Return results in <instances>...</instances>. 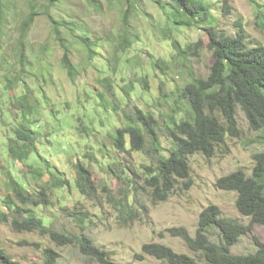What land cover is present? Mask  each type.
Returning <instances> with one entry per match:
<instances>
[{
  "label": "rangeland",
  "instance_id": "1",
  "mask_svg": "<svg viewBox=\"0 0 264 264\" xmlns=\"http://www.w3.org/2000/svg\"><path fill=\"white\" fill-rule=\"evenodd\" d=\"M2 1L8 8L7 19L0 23V213L5 211L7 219L0 214V247L19 264H47V248L58 252L53 264H101L82 253L77 244L61 246L38 230L17 231L13 210L1 203L14 177L28 190L46 191L48 204L33 207L37 216L60 232H85L116 264H168L143 253V245L149 242L165 244L208 264L182 238L171 235L169 228L185 226L195 235L199 215L210 204L218 205L225 217L250 223V217L237 209V191L219 188L217 179L239 168L252 175L254 154L264 151V127L253 129L238 106L241 135L226 136L211 157L202 152L189 155L190 177L177 178L166 200L156 198L146 183L148 166H156L159 155L150 147L149 136L146 149L140 150L131 148L129 133L125 149L115 141L118 129L126 126L136 124L146 133L132 119L141 109L157 119L160 150L169 154L174 145L169 135L172 120L189 117L180 88L188 72L207 76L214 62L206 30L198 25L176 27L152 0H138L135 6L131 0ZM206 1L217 29L234 35L243 29L249 45L264 44V28L257 18L264 0H227L229 12L224 0ZM129 6L130 29L137 39L122 49L123 14ZM32 8L35 20L21 45L22 22ZM71 22L86 26L94 40L91 57L84 44L77 42L73 48L75 80L62 65L64 51L55 32L58 27L62 36L69 37ZM174 38L182 47L202 42L198 49L195 46V55L183 60L172 45ZM158 59L165 60L169 69L156 66ZM25 98L34 109L22 124L34 130L38 139L32 151L27 143H19V150L28 154L19 158L10 145L16 144L14 128L23 118L19 100ZM78 163L90 170L95 192L84 194L75 184ZM35 167L44 170L43 177L33 171ZM56 179L70 183L62 185ZM124 200L127 213L136 214L135 218H123L127 214L121 206ZM252 231L232 246L233 253L255 252L253 234L264 242V224L254 223ZM206 232L212 241H222L217 227Z\"/></svg>",
  "mask_w": 264,
  "mask_h": 264
},
{
  "label": "trees",
  "instance_id": "2",
  "mask_svg": "<svg viewBox=\"0 0 264 264\" xmlns=\"http://www.w3.org/2000/svg\"><path fill=\"white\" fill-rule=\"evenodd\" d=\"M55 0H48L54 3ZM138 0H131L130 4L136 5ZM157 3L162 11L172 17L175 26H201L203 27L213 45L214 62L207 76H196L188 72L187 79L180 88L179 95L186 100L189 111L179 120H172L170 136L173 138V147L169 154L161 152L160 139L158 137L157 119L151 113H144L138 109L133 121L142 124L146 130L134 124L120 128L115 138L116 145L125 149V134L131 137V148L134 150L146 149V136H149L150 147L158 151L157 165L148 166L146 183L153 189L156 198L166 200L171 190L175 187L177 178L188 179L191 175L189 155L202 152L207 157L215 154L216 148L223 143L226 136L238 137L241 129L237 119L238 106L245 112L250 126L259 130L264 127V44L249 45L246 41L244 30L240 35H234L217 29L213 23L210 7L206 0H152ZM96 4L95 1H92ZM34 7V6H32ZM226 12L231 10L227 0H224ZM6 4L0 0V23L7 19ZM130 8V9H129ZM24 18L21 27V45L27 31L31 28L36 10L31 9ZM264 10V8L262 9ZM257 13L258 23L264 28V11ZM131 6L124 10V25L120 37L122 49L129 48L137 39V34L130 29ZM55 26V21L49 15ZM206 22L202 26V22ZM73 27L69 37L62 36L59 28H55L56 37L63 48L62 65L67 70L69 77L75 80L74 71L76 66L71 57L75 44L82 43L86 47L88 57L93 55L94 40L89 35L86 26L71 22ZM80 29L76 32V27ZM76 32V33H75ZM76 39V41H71ZM202 41L189 44L185 47L176 38L172 45L177 55L182 59H188L197 53L198 45ZM197 46V49L195 48ZM195 51V52H194ZM25 58L24 51L21 54ZM155 65L159 68L169 69L170 65L165 60H156ZM172 65V64H171ZM115 67V66H114ZM147 81V80H146ZM27 98L19 100L22 111L21 125L14 128L16 144L11 146L15 157L22 158L26 153L19 150V143L25 142L30 150H34L38 139L37 134L31 128H27L24 119L33 113V103ZM161 149V150H160ZM255 165L252 175H248L244 169H237L217 179V186L224 190L237 191L236 206L239 212L250 217V223L245 224L235 219L225 217L221 208L216 204L205 207L199 215L198 226L195 235H192L185 226L171 227V235L182 238L196 254H201L208 264H264V242L253 234L257 250L248 254H235L231 251L233 245L247 233H252L253 224H264V151L254 154ZM38 176H44V170L32 168ZM51 170V169H50ZM56 177V173L51 170ZM10 192L1 200L8 210H13L12 224L17 231L38 230L41 234L48 235L59 245L77 244L79 250L101 264H116L110 259V253L96 245L92 238L85 232L65 233L48 225L35 213L39 205L48 204L46 191L28 190L17 178H10ZM55 182L62 185L69 184L68 180L56 179ZM191 180L186 182L189 186ZM75 184L84 194L93 193L97 190L90 170L82 163L77 164V179ZM122 210L129 212L124 202ZM2 217L7 219L5 211ZM136 217L134 213H127L123 218ZM215 226L220 230L222 241H212L207 235V229ZM143 253L152 255L168 264H203L195 256L176 252L170 246L162 243L149 242L143 245ZM58 252L53 248L46 249V263L53 264ZM0 261L3 264H19L12 260L0 247Z\"/></svg>",
  "mask_w": 264,
  "mask_h": 264
}]
</instances>
